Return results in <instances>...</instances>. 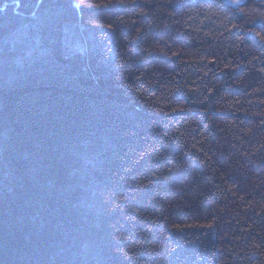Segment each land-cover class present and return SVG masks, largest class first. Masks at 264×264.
<instances>
[{"label":"trees","instance_id":"1","mask_svg":"<svg viewBox=\"0 0 264 264\" xmlns=\"http://www.w3.org/2000/svg\"><path fill=\"white\" fill-rule=\"evenodd\" d=\"M0 264H264V0H0Z\"/></svg>","mask_w":264,"mask_h":264}]
</instances>
